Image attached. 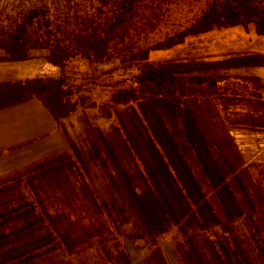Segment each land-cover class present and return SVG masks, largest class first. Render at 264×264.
I'll use <instances>...</instances> for the list:
<instances>
[{"label":"trees","instance_id":"trees-1","mask_svg":"<svg viewBox=\"0 0 264 264\" xmlns=\"http://www.w3.org/2000/svg\"><path fill=\"white\" fill-rule=\"evenodd\" d=\"M234 26L264 36V0H0V62L59 68L0 82V109L38 99L62 124L96 106L73 66L119 62L87 83L111 90L98 108L114 125L87 118L71 153L0 180V264H135L129 242L169 264L167 235L181 264H264V156L241 159L233 133H264V79L231 73L264 56L148 61ZM132 66L134 85L102 77Z\"/></svg>","mask_w":264,"mask_h":264},{"label":"rangeland","instance_id":"rangeland-1","mask_svg":"<svg viewBox=\"0 0 264 264\" xmlns=\"http://www.w3.org/2000/svg\"><path fill=\"white\" fill-rule=\"evenodd\" d=\"M250 26H254L251 24ZM261 54L264 56V36L256 33L253 27L234 26L215 29L211 32L188 38L183 44L170 49L152 51L150 62H170L175 60H205L222 59L239 55ZM118 60L105 61L99 64L74 65L81 75L77 82L83 84L80 96L90 97L96 102L93 108L84 105L85 113L80 112L66 118L62 124L50 114L38 99H30L10 107L0 109V180L23 170L30 164L53 156L71 153L69 136L76 141L90 118L94 125L105 130L114 125L115 121L100 115L99 105L109 100L111 90L108 86H87L90 80L97 79V72H108ZM85 69L87 74L85 73ZM84 71V72H83ZM112 71V70H111ZM138 71L137 66L116 68L113 74L103 75L109 82L122 80L123 87L134 85L130 78ZM59 68L50 64L41 56L36 59L12 63L0 62V82L19 80L38 76L56 75ZM231 73L253 75L264 79V65L243 67ZM90 77L88 78V76ZM121 75V77H120ZM120 80V81H121ZM89 81V82H88ZM119 84V83H118ZM87 115L86 120L83 116ZM69 134L67 136V132ZM241 159L249 161L264 156V133L260 131H234ZM240 236L245 238V244L252 252L257 253V245L252 240L250 230L244 224L237 227ZM135 264H144L145 253L139 251L134 243H127ZM161 248L169 264H181L175 237L167 235L162 238Z\"/></svg>","mask_w":264,"mask_h":264}]
</instances>
